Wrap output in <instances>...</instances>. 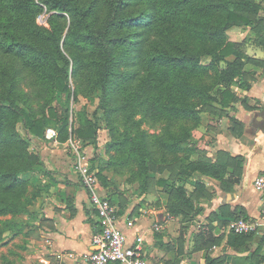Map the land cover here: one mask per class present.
<instances>
[{
  "label": "trees",
  "instance_id": "1",
  "mask_svg": "<svg viewBox=\"0 0 264 264\" xmlns=\"http://www.w3.org/2000/svg\"><path fill=\"white\" fill-rule=\"evenodd\" d=\"M44 9L53 12L50 27L36 22ZM260 10L259 0H0V55H9L20 65L11 85L0 93V215L31 216V206L43 191L23 176L47 168L20 123L36 137H45L46 128L54 126L61 142L72 135L84 146L97 147V121L85 109L73 112L70 105L79 85L73 92L70 77L81 80L84 73L88 90L101 92L100 107L108 117L119 111L136 129L124 130L106 145L121 157L106 161L97 154L93 157L98 178L110 183V163L134 165L132 175L143 191L153 180L167 193L169 212L182 218L200 213L209 192L203 178L224 180L227 167L239 160L222 150L213 160L200 147L201 154L192 158L198 138L187 126L183 135L171 128L178 121L199 122L203 114L238 122L231 116L239 99L234 88H247L243 76L248 58L243 43L230 39L228 31L249 26L258 37L264 31ZM123 66L136 72L140 81L135 90L128 88L131 78ZM22 73L30 76L37 99L46 100V112L30 105L35 96L16 92L15 79ZM54 92L67 95L60 109L48 101ZM134 114L166 118L165 133L153 141ZM157 148L160 156L185 152L173 175L154 179ZM4 223L18 227L15 221Z\"/></svg>",
  "mask_w": 264,
  "mask_h": 264
},
{
  "label": "crops",
  "instance_id": "2",
  "mask_svg": "<svg viewBox=\"0 0 264 264\" xmlns=\"http://www.w3.org/2000/svg\"><path fill=\"white\" fill-rule=\"evenodd\" d=\"M259 1V15L264 17V0ZM228 35L243 43L248 58L243 76L247 88H234L239 99L231 116L238 122L226 117L223 127L227 130L219 133L212 145L205 143L204 148L213 160L222 150L239 162L227 167L224 180L203 178L209 192L202 211L182 218L169 212L168 196L160 194L161 205H144L132 201L111 183L110 176L109 184L99 179L100 192L118 207V223L125 230L127 243L134 244L137 237H142L144 257L152 264H264V229L236 234L229 227L238 216L257 220L264 211V196L254 187L255 177L264 171V31L257 37L249 26H236ZM42 159L47 171L23 175L43 191L33 207L31 245L22 260L27 264H91L64 255L92 251L93 234L100 229L97 210L73 171V155L54 152ZM128 220L134 225L128 226Z\"/></svg>",
  "mask_w": 264,
  "mask_h": 264
},
{
  "label": "rangeland",
  "instance_id": "3",
  "mask_svg": "<svg viewBox=\"0 0 264 264\" xmlns=\"http://www.w3.org/2000/svg\"><path fill=\"white\" fill-rule=\"evenodd\" d=\"M53 12L47 11L44 9L40 14H38L36 18L37 24L44 27H50L49 18ZM19 62L15 61L13 57L9 55H0V93H4L7 88L11 85L13 76L15 77L19 71H16L19 67ZM125 72L130 75L131 80L128 83V88L130 90H135L137 88L138 82L136 72L132 67H122ZM42 74L46 72L45 70L40 71ZM33 75H38V73H34ZM22 76H25L24 78ZM136 77V79H135ZM134 79V80H133ZM16 81V92L19 96L27 95L30 97H34L36 94L34 84H31L30 76L27 73L19 74ZM137 81V82H136ZM121 83L124 84V81L121 80ZM78 85V95L74 99V95L70 98V105L73 110H82L85 109L90 118L95 119L99 125L97 137H98V145L94 147L92 144H88L86 146L88 148L89 156L91 158V162L93 164V157L97 154L98 157L102 158L104 161L113 160L114 158L121 157V153L115 150H108L106 145L112 140L113 136L120 137L124 130H128L129 132H136V129L133 127L131 122H127L124 115H122L119 111H113L109 115L106 114L105 109L100 107L99 96L101 94L100 91L90 92L87 87V77L84 73L82 75V79H74L70 77V85L72 87L73 92L75 91V86ZM125 93V91H123ZM29 97V99H30ZM37 95L34 100H30V105L38 110V112H46V100L45 99H37ZM53 105L60 109V104L63 100L67 99L66 94H58L54 92L51 96H49ZM119 101L123 102L122 97H119ZM110 103L109 105H112ZM138 109V107H137ZM39 113V114H40ZM72 118V116H71ZM135 120H139V127L146 130L150 135L151 139L154 141L156 136H161L165 133L166 127L168 125V121L166 118L157 119L156 117L148 116L145 119H142V114H134ZM226 117L224 118H216L214 119L209 114H203V118L199 122H194L191 120L178 121L171 128V132H178L181 135L184 134L186 130L184 126L189 127L191 132L195 134L198 138L197 140V151L190 154L192 158H197L201 151H198V148L207 151L204 148L205 143L207 142H217V138L219 133L223 132L226 128L223 127L226 122ZM54 127V126H53ZM19 128L22 133L26 135V138L29 141L30 147L37 151L41 157L48 156L50 153L56 152L57 154H63L64 156H71L70 148L67 144L68 139L64 142L48 140L46 137L40 138L33 136L28 133L22 123H20ZM227 130V129H226ZM101 143V145H100ZM156 144V142H153ZM158 155L155 157L158 161L153 162V167L158 169L157 172H153L154 179H157L161 176H171L173 175V170L178 167L179 159L184 156L185 152L180 151L176 153H166L165 156L162 155L161 149L157 148ZM195 153V154H194ZM209 155L208 151L205 152ZM166 157L165 159H163ZM111 158V159H110ZM136 169V166H121L115 163H110L107 168L108 176L112 178L113 184L115 186H119L122 190L127 193L128 197L132 198V201H140L141 203L149 204V203H157L162 204V199L160 198V194L164 197L168 196L167 193L163 191V189L156 185L152 180L149 190L143 191L141 186V182L137 179V176L132 175L133 170ZM100 179V178H99ZM101 180V179H100ZM110 181V180H109ZM188 188H192L190 183H187ZM169 198L167 199V203ZM34 204L31 206V210L33 209ZM31 216L27 214L20 215H0V264H27V262L23 261V252L28 250L31 245L30 238L33 235V223L30 220ZM18 222V227L16 226H6L4 221Z\"/></svg>",
  "mask_w": 264,
  "mask_h": 264
},
{
  "label": "built area",
  "instance_id": "4",
  "mask_svg": "<svg viewBox=\"0 0 264 264\" xmlns=\"http://www.w3.org/2000/svg\"><path fill=\"white\" fill-rule=\"evenodd\" d=\"M48 140L58 141L59 131L49 126L45 130ZM73 155V171L79 176L83 186L89 193V198L96 208L99 218L100 229L93 234L92 243L94 249L88 253H68L72 258L80 257L91 264H152L144 257L142 237H137L134 244L127 243L125 230L119 225L118 207L112 200L100 192V182L89 156L88 148L81 140L70 136L67 142ZM254 187L264 196V171L254 179ZM128 226H133V220L127 221ZM156 227H159L157 224ZM231 231L237 234L257 233L264 229V211L257 220H250L244 216H238L230 221Z\"/></svg>",
  "mask_w": 264,
  "mask_h": 264
}]
</instances>
